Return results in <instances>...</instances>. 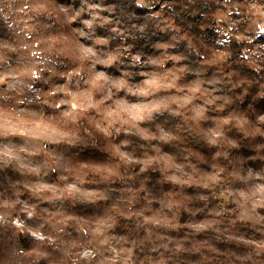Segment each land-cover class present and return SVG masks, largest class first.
<instances>
[{"label": "rangeland", "instance_id": "rangeland-1", "mask_svg": "<svg viewBox=\"0 0 264 264\" xmlns=\"http://www.w3.org/2000/svg\"><path fill=\"white\" fill-rule=\"evenodd\" d=\"M245 2V31L237 0L217 10V30L245 41L244 55L256 63L264 3ZM138 5L160 14L157 2ZM123 12L110 0H0L10 33L0 38V264H264V126L231 114L246 138L257 137L241 152L223 134L225 90L193 61L172 67L176 55L134 49L136 26ZM49 16L58 29L41 19ZM82 112L112 140L117 160L94 166L95 177L75 161L69 127ZM176 126L202 134L230 157L228 166L199 169L188 154L162 150L157 143ZM129 135L149 151L133 159ZM131 162L137 172L119 173ZM78 204L92 213L78 216ZM117 216L135 233L117 234ZM219 226L245 252L221 262L210 232Z\"/></svg>", "mask_w": 264, "mask_h": 264}, {"label": "trees", "instance_id": "trees-1", "mask_svg": "<svg viewBox=\"0 0 264 264\" xmlns=\"http://www.w3.org/2000/svg\"><path fill=\"white\" fill-rule=\"evenodd\" d=\"M57 4H67L68 0H55ZM123 8L121 14L126 21L136 26V33L130 38L134 49L144 53L155 52L166 56L176 55L171 60L172 67L190 65L191 61L201 69L206 79H214L225 90L227 99L218 109L219 114L227 116V123L223 125V134L232 139L241 152H247L248 145L257 140V137H245L240 127L231 116L236 114L248 123L264 126V121H257V117L264 114V57L252 63L244 55L246 42L239 40L235 35L223 40L217 30L218 12L225 0H151L158 3L159 16H150L148 10L138 5V0H110ZM242 1L243 13L236 15L240 19L238 29L245 31L248 15L246 2ZM264 3V0H253ZM133 14V16H132ZM56 30L58 24L53 16L41 17ZM128 22V23H129ZM142 28V33H139ZM9 29L3 20H0V38H10ZM264 44V39L256 40ZM191 66V65H190ZM88 114L82 112L74 125L69 127L74 135L75 161L84 166L87 177H95L91 170L94 166L117 162L111 150L112 140L104 135L88 119ZM168 127V123H163ZM169 130V137L159 141L158 146L176 155H187V158L199 169H214L228 166L230 157L222 155L216 145H210L202 134L186 131L182 126ZM128 145L125 147L131 157L139 158L149 146L133 135L126 136ZM262 141V138L259 137ZM224 144V143H222ZM145 145V146H144ZM226 146V145H223ZM230 150L229 147L226 148ZM180 157V156H179ZM138 162L120 164L119 173L130 175L140 169ZM155 163L147 166L149 185L155 184L156 175L153 170ZM78 216L86 217L92 213L91 205L78 204L73 207ZM223 226V225H221ZM210 229L211 235L216 236L217 257L223 262L228 254L245 252L247 246L228 236L225 227ZM114 231L122 234L127 230L134 234L136 228L131 221L117 216L114 222Z\"/></svg>", "mask_w": 264, "mask_h": 264}]
</instances>
